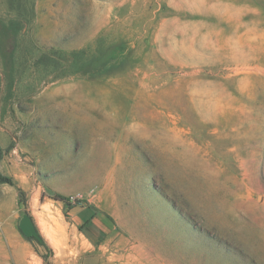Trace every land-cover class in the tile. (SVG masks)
I'll list each match as a JSON object with an SVG mask.
<instances>
[{
	"label": "rangeland",
	"instance_id": "374dc122",
	"mask_svg": "<svg viewBox=\"0 0 264 264\" xmlns=\"http://www.w3.org/2000/svg\"><path fill=\"white\" fill-rule=\"evenodd\" d=\"M29 262L264 264V0H0V264Z\"/></svg>",
	"mask_w": 264,
	"mask_h": 264
},
{
	"label": "trees",
	"instance_id": "16d2710c",
	"mask_svg": "<svg viewBox=\"0 0 264 264\" xmlns=\"http://www.w3.org/2000/svg\"><path fill=\"white\" fill-rule=\"evenodd\" d=\"M53 198H55L56 200L64 201V202L69 201L68 199H66L65 197H62V196H56V197L54 196Z\"/></svg>",
	"mask_w": 264,
	"mask_h": 264
},
{
	"label": "bare ground",
	"instance_id": "6f19581e",
	"mask_svg": "<svg viewBox=\"0 0 264 264\" xmlns=\"http://www.w3.org/2000/svg\"><path fill=\"white\" fill-rule=\"evenodd\" d=\"M29 264H30V262H29Z\"/></svg>",
	"mask_w": 264,
	"mask_h": 264
}]
</instances>
